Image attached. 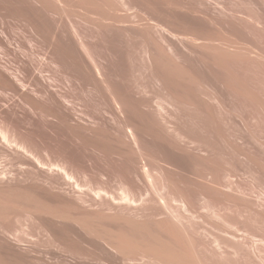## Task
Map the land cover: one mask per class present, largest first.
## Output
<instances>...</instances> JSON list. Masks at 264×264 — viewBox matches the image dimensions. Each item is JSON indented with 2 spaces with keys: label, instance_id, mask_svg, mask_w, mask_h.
Listing matches in <instances>:
<instances>
[{
  "label": "rangeland",
  "instance_id": "1",
  "mask_svg": "<svg viewBox=\"0 0 264 264\" xmlns=\"http://www.w3.org/2000/svg\"><path fill=\"white\" fill-rule=\"evenodd\" d=\"M6 1L7 0H0V4H2L0 5V12L4 13V14L0 13V16L3 15V18L0 17V29H2L0 30V38H1L0 39V74H1V78L2 76H4L3 80L0 79V176L4 175L2 173L3 171L4 172L6 171L5 176L0 177V197H1L0 199L2 200L0 201V205L3 206V207L1 206L0 208H4V210L8 209V212L4 213V210L3 212L0 211V224H2V227H3L2 228L0 226L2 228V229L0 228V264H75L76 262L73 260L61 261V260L56 259L57 256L58 258L60 256L70 258L71 256L68 252H66V248L62 249L63 245L59 246V248L56 245L54 246L52 244L53 242H51V238L49 237L50 235L48 233L46 234V233L37 232L38 228H37L36 222L34 221V219H32V217L29 216L26 209L29 208L28 206L29 203L35 202L36 199L34 197V194L37 193L39 188L48 191L50 193L51 199L56 200V201L65 200V202H69L73 199H76L75 194L77 193V191L75 193L72 192L71 189L66 184H64L65 182L64 178H61L60 183H55V182L50 183L48 181H45L43 177L39 174V172L46 173L47 168H42V167L40 168L38 166H37L38 168L35 167L34 166L35 162H34L33 157L23 154L20 149H17L16 146H14L16 141H19L21 143H23V141H26L33 145H37L39 151L33 148L32 149L36 152H40L39 155L37 153V156H40V158L45 160L46 162L54 160L57 154L59 157L60 153H61L60 154L61 156L65 155L67 158L65 156L63 157H65L67 160L69 159L71 163L73 162L72 163L74 164L73 167L77 168V169L75 168L73 171L75 172L74 174L75 181L81 184V186L83 187L82 188L83 192L87 195L89 199L87 203H83L82 201H80L79 203H81V206L87 209V211H90L89 212L90 215L96 214L98 218L99 217L101 218L102 216V214H100L101 212H99L100 210H102V213H104L103 215L105 216L107 215L106 214L107 210H109L107 211L108 215L117 210L110 211L111 209L107 208L109 206L105 205L106 203H104L106 198L104 199V202H103V198L101 200H99L100 198L95 199L97 200L96 202L100 201L102 204L104 203L103 207H101L102 204L100 202L99 203L94 202L93 201L95 198V194L93 193L94 191L88 188L89 187L95 188L100 185L104 188L107 187V189L109 187L110 191L112 189V191L114 192V196L120 193V190L118 189H119V186L121 185L120 184L121 180H119L120 178L118 179L116 178L119 177L118 176L119 174L122 175L123 172L125 173V171L128 169L127 164H126L127 163L126 159L134 155L133 154L130 155V153H128L130 151V148L128 147V145L126 146L129 149L126 146H124V144H127L126 140L124 141L125 143L123 142V140H121V139H126L124 136L125 129L122 128L123 126L121 123L122 121L119 122L120 120L118 119L119 117L116 118V116L118 115V114L116 115L117 111L116 113L113 112L115 111L114 107L110 108V106L112 105L109 106L108 100L99 91H98L99 92V95H98V92L96 91L95 88L92 87L93 91L91 88V89H87L88 92H86L87 90H85V92L84 91L80 92L79 89L73 88L74 86L72 83L64 81L65 82L64 84L63 81L62 82L60 81V84H62L60 85L59 83L53 81L55 82L53 83V86H55V89H58V87H60V89H58L59 92L63 91L62 94H64L65 100L67 101V102L65 101L66 106L68 107L67 103H69V107L71 106L70 108L72 107L75 108V109L72 108L73 111L69 110V108L66 111V106H65V109L64 108L61 109L57 106H54L55 92L54 91H53L54 93L52 92L53 88L52 90L50 89L52 93L50 94L53 95V96L49 95L50 98L48 95L44 96L42 93L38 94L37 90L34 89L36 88V86L32 84L31 78H29L28 73L30 72H26V71H31L35 67L40 69L41 67V69L43 70V74L44 72H45V75L50 73L49 76H52L54 75L55 68L52 65H50V63L48 62L49 59H47V61L45 62L49 49L48 47L46 48V46L42 45L41 43L39 45L40 41L38 40L40 39L38 38L36 39L38 35L31 32L33 30H31L32 25L30 23L35 22L36 16L38 15H39V18L37 17L36 23L38 21L40 22L42 15L40 16L41 13L40 12L37 13V12L40 10L43 12L42 14H44L47 11L46 7L49 8L48 6H50L53 8L54 5L52 3L57 2L58 4L59 0L58 1L53 0L54 2L50 0H15V1L8 0L7 2ZM60 1L62 3H60ZM60 1H59L60 5L58 4L59 6L55 5L59 7L57 8L58 10H60L61 4L64 7L68 6L66 2H65L66 5L63 4L64 3L63 0H60ZM67 2L73 3L74 0L72 1L69 0ZM75 2L78 4H75L77 6L72 7V9L71 7L70 8L65 7V9H63L64 7H62L61 11L58 12L57 9L54 8V10L53 9L51 10L53 12H51L50 11L51 8H49L48 13L51 12L49 13L51 15L47 13L46 15L47 16L49 15L48 16L49 18L45 15L46 18L49 19L48 21L55 19L51 21V25H54L55 27H57V25L59 24L58 21H56V17L59 20L61 18L62 21L61 20L60 21L62 23L64 22L63 24H61V22L59 21L62 26L66 24L67 27L70 28V24H74V26L73 27L71 26L70 29H67L66 25L63 26L64 29L66 28L65 30H67V33L66 32L64 33L65 30L61 29L63 32L61 34L62 37L65 38V36L68 34L67 37L64 39L68 41V43L69 41L74 42V40L78 38V36L75 35L76 30H81L80 32L83 31L82 32L83 34L85 33L84 31H87L88 34L91 32L89 34L90 36L89 35L88 36L90 37V40L94 42L97 39L98 40L96 42L98 43L107 42L109 44L108 48H110V50L112 49L111 52L109 51L110 54L111 53L112 54L109 55V52L107 54L110 56V57H107L109 58V62L113 61V64H116L115 60L118 61L120 59L121 61H124L125 69H123L124 71L121 70L119 72L122 73V76L125 77L126 81L127 79L129 80L127 81V83L130 82L129 83L131 85L129 86L130 87V99L132 101H138L140 98H148V97L152 99L151 100L152 102L148 103V105H135L134 109L131 107V105L130 106L126 105L127 107H122V108L127 109L129 107L130 111H128V109L127 110L122 109L123 113H121L123 118H126V116H128L126 119L130 118L134 121L138 120L137 124L139 126L138 128L140 129H137L139 130V132L137 131V133L142 132L143 135H141L142 133L140 135L145 139L141 137L142 139L140 140V135L138 134L139 137H138L137 146L139 147V150L141 149L140 151H142L143 154L144 153L146 154V155L145 154L143 155L144 160L147 161L149 159L148 158L149 156L147 155L150 154V152L151 153L153 152L151 151L152 149L154 150L153 147L156 148L154 151H157L155 153H152V156L150 157L153 162H154L153 158L155 159V163H152V161L150 162L148 161L147 166L149 168L150 167L154 168L152 167V165L155 166V168L157 166V168H159V171L157 168H156L157 170L150 169V171L156 170V172L151 171L152 172L151 175L154 176V179L152 178V176H150L147 182L148 185H145L146 183L144 181L141 183L142 188L139 187V190H138L140 191L142 189L140 191V194L143 195L146 192L147 194H150L149 193L150 189L151 191H154V192L155 191L157 192L160 189L159 191L161 192V194H163L161 195L159 194V192L157 193L152 192L153 196H151L152 194L150 196L149 195L142 196L141 201H143L142 202L143 207L141 204L140 209L138 210L139 214L145 215L146 213L144 211L148 210L146 216H143V215L141 216L142 218L144 217V219L142 220L145 222L146 221L145 217H148L147 218L148 220L145 222L146 224L148 223L147 224L148 226L150 225L152 220L155 222L154 223L152 221L153 222L152 225L154 227H151L150 225L149 229L151 230V228H154L153 230H151L154 233H155L154 230L156 229L157 235L161 234V232L162 234H164L163 231H165V228H166L165 232L170 233L171 231L172 236L174 233L179 234L177 235L178 237L177 240H180V239L182 240L181 238L182 236L184 238L182 241L180 240L182 243L177 241L176 239H174L172 242L174 241L179 242L177 244L179 245L182 244L181 246H183L185 241L187 243V240L189 239V236H187L186 234L190 235V240L193 243V244L191 243L193 245V249H190L192 248L191 244L189 243L190 241H188L190 247L188 245L186 247L189 248L190 251L192 250L193 252L195 251L197 253V256H196L194 252L195 256L198 257L199 255L201 257V260L203 262L205 261L206 264L207 263L210 264L211 262H212L211 264L215 263L217 259H214V258L219 257L218 254H216L218 255V257L213 254V256H216L213 258L211 251H210L211 246L213 245L211 248L213 249V247L216 245L213 234L215 233L214 236L217 237V231H218L217 226L218 225H219L218 227L220 228L223 224H226V223L230 224L229 220L230 221L232 220L231 224L232 223L234 224L236 220L240 219L239 227H240V224H242L244 227L242 225L241 227L244 228L245 230L249 226V228L247 229L248 234L255 235V236L260 234L258 236L260 237L262 235L264 236V30H262L264 29V27L263 25L258 24L259 26H257L255 24V19H257L255 16H259V17L262 16L261 18L264 17V14H263L264 11H262L264 10L263 9L264 0H153V1L148 0L146 2L147 4L143 5V8H141L142 5L140 6V9L139 7L133 8L131 5H128V4L124 5V3L121 2V0H93L92 3H89L88 0H76ZM156 2H158L159 4ZM42 3L44 4L45 7L43 6ZM4 4L6 5V7L8 6L10 7V9L8 7L10 11L7 10ZM73 4H70L69 6H74ZM41 6H43V8ZM155 6L156 8L154 9L153 7ZM34 8L37 9V11H35ZM44 8L46 11L44 10ZM1 10H4V11H1ZM11 10H13V12H11ZM33 10L37 13V15L36 13H34ZM20 11L22 12V14L26 13L24 16H26L27 14L30 15L29 13L31 12L32 16L27 15L26 17H29V18L25 17L26 21H28V19L31 20V22L29 20L30 22L29 25L27 24L28 22H20L21 20L20 17L22 16ZM27 11H29V13H27ZM54 11L60 14L58 15ZM62 11H63V14L61 15ZM5 12L9 14V16L5 14ZM11 13H14L15 15L18 14V16L14 18L15 15ZM52 13H55V14H52ZM52 15L54 16L53 18H52ZM4 16L6 18L9 17L7 18V20L10 19L9 20L10 24L7 23L8 21L6 20ZM24 16L22 18H24ZM18 17L20 19H18ZM30 17L31 18L35 17V20L34 18L31 19ZM21 21H25V20L22 19ZM152 21L158 22L160 25H162V27H164V29L150 26L149 23ZM16 22L17 24L15 25ZM52 22L54 24H52ZM25 24H27L26 25L27 27L25 26ZM39 24H40L39 26H42V22H40ZM29 26L31 28H29ZM99 26L100 28L102 26V28L100 29ZM63 27H59V28H63ZM74 27L76 30L74 29ZM72 29H74V33H73L74 35L72 33L70 34L71 31L73 32ZM1 31H3V33ZM30 33H32V35ZM33 34L36 36V37L34 36L35 39H33L32 37ZM175 34L176 36H174ZM3 35L7 36L8 41ZM69 35H71L72 37ZM1 36H3V40ZM8 37L11 40H9ZM105 37L107 41L105 40ZM101 38L103 40H101ZM189 38H191V40ZM192 38L198 39L199 41L197 42L196 40H194L195 42H197L195 44V42L192 41ZM76 41H78V39ZM76 41L74 43H78ZM170 41L172 42V46L176 45L178 49H175L176 46H173L174 48L172 49L173 50L172 51L170 49L171 48ZM149 44H152V45L155 44L156 46L158 45L159 47L158 50L162 54L161 55L162 58L168 61L170 65L176 68L177 79H178L177 83L178 85L180 84L179 87L181 89L188 91L191 95L195 96L194 99L197 98L196 101L195 100L193 101V104L190 103L189 106L187 104V108L182 107V104H181V107L179 108H181L182 110L179 109L178 111L172 112L170 116H168L169 113L167 109L171 110V108L168 107L166 110L161 109L160 105L158 104V101L160 100V98L165 96L164 91L160 87V84H158L157 81L155 82V79L151 77V74L146 68L147 60L143 56L142 48L145 46H148ZM40 46L42 48L44 46L45 47L44 49H42ZM113 47L115 49H113ZM47 49H48V52L47 51L44 52ZM72 52H76V51H72ZM75 54L78 55V53L72 54L75 56L74 59H76ZM113 55L115 56V58ZM41 61L42 63L40 64ZM42 65L44 66L42 67ZM25 68L27 69L24 70ZM17 69H20L18 70L19 74H17L18 73V71H16ZM24 72L26 73L23 74ZM10 73L13 74V77L15 73L16 77L13 78L12 74ZM21 74L23 75L21 76ZM8 76L13 79L26 78L24 79L25 86L23 87L22 85V89H21L19 88L20 84L16 83V85L17 84L19 85L17 86L19 90L18 89L15 90L17 87L14 88L8 82L5 83V81L11 79V78L9 79ZM5 78H7V80ZM26 80H30V81L28 82ZM220 87H221V90L219 91ZM214 88H217L216 89L217 91ZM35 91H36V94H35ZM220 92L223 94L226 93V95H224L225 99H222L224 98V96H222L223 94H221ZM217 93L221 95L219 96ZM100 96H103V97H100ZM66 97L69 99V101L68 99H66ZM35 98L38 99L37 104L34 102L36 101ZM218 98H220V100ZM215 99L218 100L220 103H218ZM221 101L227 105L225 106L223 103H221ZM195 102L199 104V107L200 105H202L204 109L201 107L200 108L197 107L198 105L197 103H196L197 105L195 106ZM32 105H34L33 106L34 108L32 107ZM183 106H186V104ZM193 106L196 109H194ZM56 107L58 109H61L60 110L61 112L58 109H55ZM188 107L190 108L188 109ZM49 108H51L50 110L51 112L48 111ZM201 109H203V111ZM205 109H207L206 112L208 111L207 112L208 114L205 113L204 111ZM141 110L144 112V116L143 117L141 116L140 117L141 119L140 118L138 119V111H141ZM197 110H201V111L197 112ZM181 111L182 112L185 111L186 113L183 114ZM47 112L51 114H48ZM143 112H142V115H143ZM192 112L195 113L196 116H193L194 114ZM112 113L115 115H113ZM132 113L134 115H132ZM178 113H182V115L185 117H186V114L188 113L190 115L189 120H191L192 117H196V118H192V121L194 120L193 121L194 123L200 116L199 120H197V123L198 122L204 123L206 124V126L210 125V128L208 127V130L211 132L210 134L213 133V135L212 137L209 135L208 142L210 145L212 144L213 146L211 145V147L209 148V151H208L209 154L207 153V156L210 157L211 153L213 155V151H214L213 147L215 146L217 142H220V140L224 141V142H220V147H221L220 149L223 150L222 151L223 154L220 155V158L223 157L221 161L222 160L224 161L222 163L225 164L224 169L226 171L224 170L225 173L216 172V174L219 173L217 175H221L222 176L221 178L223 179L217 178L219 176H215L213 178V176L216 175L215 174L216 170L213 167H211L212 165H210V162L212 161V157H213L212 155L210 157L211 159L208 157V159H210L211 161L206 159L207 156L206 157L203 156L202 163H205L204 165H200L202 163L200 164L198 163V162H201L199 159H201L202 157H199L200 155L196 156L197 155L196 153H195L196 155L192 154V156L193 155L195 156L194 157L195 162H193L191 158H189L192 156H189L188 158L185 156L187 160L186 162H188L186 164H185V160L183 161L185 153H183V158L179 156L181 152H179V149L177 148L175 149V146L171 142L173 141L174 138H176L175 131H172L173 130V128L171 127L172 123H170L171 125L170 124L166 125V119H171L170 121L172 122H178L182 124L188 121L187 119L185 120V118H184V121L181 120L183 119V116ZM130 115L132 116L130 117ZM192 121L191 123L190 122L188 123L191 125L194 124L192 123ZM164 123L165 125H163ZM216 124L217 126H214ZM220 126H222V128ZM169 127L171 129H169ZM216 128L218 129L217 132H216ZM234 129H238V131ZM219 131L222 132L223 135L220 136ZM233 131L234 133L238 132L237 136L238 138H240L239 140L241 142L238 140L237 137H236L237 140L234 139L235 136H234V133H232ZM239 134L242 137V139L241 137H239ZM173 135L175 137L172 138ZM168 136H170L172 140ZM219 137H220V140L217 141V138L219 139ZM221 137H223L224 140ZM232 137H233V140L231 139ZM166 139L167 141H169V143L171 142L170 144H172V146L174 147H171L170 145V148H169V146L166 144L167 143ZM228 139L229 140L231 139L232 141L230 140V143H229ZM215 140H216V143H215ZM143 141L144 143H146L145 145L147 146L144 145ZM233 141H237V142H233ZM231 142L234 143V147L236 143L238 145L242 144V146H237L238 148L240 147L239 148L240 150H242L240 152V150L238 149L237 156L241 154L240 155L241 157L239 156L238 158H236L237 156H235L236 162L233 161L234 163L232 162V160L234 158L233 155L235 152L233 153V150L231 151V149H234V147L232 148L233 143ZM139 143H142V144H139ZM38 144L39 146H42V145L45 146V148L47 146V149H45V152L44 151L41 152ZM229 144L231 145V148ZM143 146L146 147V149ZM167 147L169 148L168 153L166 150ZM158 149H160L161 152L162 150L163 151L166 150V152H164L163 154L158 153ZM173 150L175 153H177L176 156L177 157L179 156V160L176 157L177 158L176 162L173 160V159H176L174 156L175 154ZM119 151L120 152L122 151V153H120ZM124 151H125L126 156L129 155L128 158L123 155ZM171 151L173 154L171 153ZM178 152H179V155H178ZM131 153L133 152L131 151ZM41 154L43 155V157H41L42 156ZM155 154L157 157H159L158 158L159 160L161 159L165 160V163L162 160H161L162 164L160 163L161 161L159 160L157 161V158H155L156 156L153 157ZM168 154L170 155V157L171 156H174V157L167 158V156H169ZM246 154H248L249 157H252L250 158V161H252L253 158L255 159V162L252 161L250 163L251 168H249L250 161L249 159H247L248 157H246L247 156ZM161 155H162V158H161ZM163 155H165L166 157L164 156L165 157L164 158ZM169 158L171 159V161H169L170 160ZM180 158L182 159L180 160ZM194 158L192 157V159ZM124 160H126L125 161L126 163L123 162ZM166 160L167 162L169 161L168 164L172 163L171 165L169 164L168 166V167L171 166L172 168L167 171L166 169H168V167L164 168L165 165L166 166L168 165L166 164ZM189 160L190 162L192 161L193 163L192 162L189 163ZM156 161L157 163L160 164V167L158 164H156ZM177 161L181 163L182 167L181 165H178L180 163H178ZM182 161L184 162L183 164H182ZM196 161L198 162L196 163ZM123 163L124 165H126L125 166L126 169L125 167L123 168L121 166L115 167L116 165H122ZM149 163H152V164L149 165ZM237 163L240 164V167ZM252 163H254V166ZM174 164L176 166H172ZM161 165L162 166L164 165V166L161 167ZM183 165L184 167L188 166V168L186 167L188 169L186 170V172L188 171V173H186V175L188 174L187 176H190L189 173L192 174L190 177L195 176V177L189 178L191 179L189 181H187L188 177L185 175V168L183 167ZM177 166H179L182 169L184 168V171L182 172V169L178 170L176 168H173ZM232 166L234 167L237 166V168L233 169ZM230 167L233 170L230 169ZM238 167L241 168L240 170H237V172H239L238 174H236L237 172L235 173L232 172L234 170L236 171V169H239ZM253 167L257 168L259 171L257 169H252ZM160 168H162L161 171H160ZM163 168L165 169L164 171H166L165 174L169 172L168 173L169 175L171 174L170 170L172 169L176 170L175 172H178V171L182 172L181 174L183 175L179 174L178 176L177 174V176L179 177L178 179L181 180L183 184H181V182H179L177 177H175V172L173 170L172 171L174 174L173 176L172 175L170 176L172 177V179L170 178V180H168L169 178H166L164 173L163 174L161 173V172H164ZM212 169H214L215 171H212ZM227 169H230V170H227ZM248 169L249 170L252 169V171L255 170L256 172L254 171L253 174L254 173L255 174L257 173V174L256 175L252 174V176L249 175L252 173V171L248 172ZM117 170L118 171L120 170L122 172H116ZM190 170H192L191 172H194V173L189 172ZM229 171L230 173H233V174H230L233 176L229 175ZM154 172H155V175H153ZM196 172L197 173L200 172L201 174L200 173H199L200 175L196 174ZM206 172L207 173L209 172L211 176L213 175L212 177L209 176L210 179L217 178L221 181L220 182L216 179L218 182H220V184L218 185H221V183L222 184L224 183L223 185L225 186L226 184V186L223 188L222 186L215 185L217 184V182L216 183L214 182L215 184L213 185V181H216V180H211L212 182H210L209 181L210 179L208 177H205V179L207 178L206 181L211 183V184L208 183V186L209 184L211 186L209 187L210 189L207 187L209 189L208 191L206 190L207 188L204 190L203 188H205V186L207 185L206 184L204 185L202 183V185L200 186L201 182H198V180L202 178L201 181L203 182ZM106 173H111V174L106 175ZM116 173H119V174L117 175ZM127 173H128V170H127ZM211 173H214V174H211ZM202 174H204L203 177H202ZM108 175L110 176L108 177ZM111 175L112 176L117 175L116 177H114L115 180H112ZM169 175H167V177ZM197 175L201 176L200 179H198L199 176ZM180 176L181 177L183 176L182 177L183 179H180ZM234 176L236 177V180L238 181L237 184L235 182V185H234V182L233 184H230L233 180H235V179H232V177L234 178ZM185 177L187 178L186 180L184 179ZM165 178H166V181L168 180L167 182H165ZM173 178L175 180H178V183L177 182H176L177 184L175 183L176 186L180 184L181 188L185 187V189L179 188L180 189L179 190L180 192H179L177 188L180 185L178 187H176L175 185L171 187V184L173 183V180H174ZM116 180H119L120 183L118 184V181ZM183 180L186 181V183H184ZM192 180H193V183L188 184ZM154 181L156 183L158 182L159 185L157 183V185L154 186L155 185ZM196 182H198L199 184ZM103 183L105 185H103ZM143 183L145 187L150 186V189L149 187H147V189L149 190H146L145 187L144 189ZM149 183L152 184L155 187V189H153V186L149 185ZM165 184H167V187ZM229 184L231 185V187ZM214 186L215 187L218 186L219 188L221 187L223 189H225L226 187H228L229 189L232 188V190L235 189L234 190L235 192L230 191L226 188L228 191L226 190L224 192H227L228 196L226 193L222 195L220 192H222L223 190L221 191L220 189L216 188L218 190L217 192L215 189L213 190V188H215ZM169 187H171L172 189H174L173 187H176L174 189L175 191L169 189ZM211 187H213L212 188L213 192L217 193L216 197H215V194L211 193L212 192L210 191ZM123 188L122 186L120 187V189H123ZM157 188L159 189L157 190ZM143 189H144V193H143ZM181 190L183 194L184 192H186L185 194H188L186 195L188 196V199L189 197L191 198L192 201L197 199L196 201H193L195 206L192 205L193 207L192 206H191L192 208L190 207V204L191 203L193 204L191 200H190L191 203L189 204V202L187 203L183 201L182 199H178V196L180 195L179 193H181ZM170 191L171 192L174 191V193L173 192L172 193L173 195L175 194L174 195L175 199L171 195L172 193ZM175 192H179V193H175ZM121 194H118L119 196L117 195L118 198L116 199H118V202L117 200H116V203H115V200L114 202L111 201L113 202V204L111 203L110 205L114 207V209L115 207L116 209H120L121 206H122L121 207L122 209L129 205V204L126 205V203L123 202L124 201L123 199H122V202H120L123 196L122 195L119 200V197ZM202 194L204 195V197L206 196V194H208L207 196L208 197L210 196L209 198L212 200H209L207 196H206L207 199L204 198ZM159 196L160 197L162 196L161 197L162 200L160 198L158 199ZM176 196H177V199H176ZM194 196L195 197L197 196V197L195 198ZM211 196L221 201L214 200L213 198H211ZM193 197L194 199H192ZM217 197H221V198H217ZM143 198L145 199L143 200ZM152 198L153 199L155 198V201ZM163 198L172 200V202L167 200L168 202H170L168 204V202L165 201ZM146 199L149 201H154V202L148 201L149 202L148 203L149 207H148L147 206L148 204L146 203L147 202ZM236 199H239V200L236 201ZM253 199H255L256 201L255 203L257 204L256 206H257L258 211L254 208V210L257 211V215H254L256 214V211L253 212L254 214L249 213L253 211V207H252V210L248 212V208L251 209L252 203L250 205L248 204L251 201L253 202L254 201ZM3 200L5 201L3 202ZM178 200H180V202ZM144 201H146L145 204H144ZM183 202H185L187 205L185 203L184 205ZM222 202L224 203V206L226 208L222 205ZM123 204L126 206H124ZM171 204L174 207H171L172 206ZM129 206L131 207V209L135 207V205H133L134 207L132 205H129ZM145 206H147L146 209H143L145 208ZM150 206L151 208L153 206L158 208L157 209L158 213H156V208L154 207H153V210L152 209L150 210ZM165 206L167 207V209L171 208L168 210L166 209L167 211L170 210L169 213H172L173 210L176 213L180 212L179 215L174 212L172 213V215L170 214L173 220L175 219L177 220L176 223L175 221L172 220L170 216L169 217L171 219L169 217H167L168 219L165 217L169 214L165 210ZM188 206L190 207V210L191 209L194 211L196 210L195 213L193 211H189ZM141 207L143 211L141 210ZM149 210L155 211V213L160 216L156 217L155 213L154 212L151 213ZM159 210H161L160 212H162L163 215L162 213L159 214ZM235 210H237L236 213H235ZM136 211L137 209L135 208L133 213L136 214L135 213ZM126 212L128 213L127 210L125 211V213ZM148 213H151V214H148ZM180 214L182 215L181 216L182 218H179ZM151 215L152 217H150ZM93 216L94 217L92 216L91 217L93 218V220L96 221L97 220L95 219L96 216L95 215ZM103 217L104 216H102V218ZM183 217H185V219ZM254 217H256L255 219H258V221L254 220L253 219ZM161 219L163 220L160 221ZM165 219H167L169 222L167 220L165 221ZM171 220L176 224V225L174 224L175 229L178 228L180 233L178 232V230H175L174 228H170V226L173 225V222ZM234 220L235 222H233ZM248 221H250L251 224ZM57 222H59V220H57ZM161 222L163 223L161 224ZM166 222L168 223L172 222V224L170 223L169 225V228L172 230H169V232H167L168 228L165 227V226H168ZM229 224H228L229 227L226 225H224V227L226 226L225 228L229 229L231 227ZM71 225L70 227L73 230L74 228L75 230L76 229L77 230L75 232H72L73 230L69 226H68L69 228L66 227L67 232L64 230L63 236L67 237V240H69L70 238L73 239V235H75L76 232L78 231L76 235H78L79 233H82L80 234V238L85 240L84 243H86V245L88 244L90 246H94L95 248L97 246L96 249H99L98 247L100 246V243H97L98 241L92 238V236L89 235V232L87 233L86 231L83 233L84 229H82L83 230L82 231L81 227H77L79 225L75 223L74 224L72 223ZM156 225L158 227H156ZM35 226H36V229H35ZM73 226H76L77 228ZM159 227L160 228L162 227V228L160 229ZM213 227H216L215 230L213 229ZM235 227L236 226L234 225L232 230H236L237 228ZM222 228L220 230H222ZM69 229L71 230L70 233H69L70 231ZM158 229L159 231L160 230L161 231L159 232ZM185 229L187 231H185ZM228 229L226 230L228 231ZM242 230H240L241 233L244 231ZM253 230H255L257 234ZM172 231H174V233ZM247 231H244L242 235L241 233L236 232L241 236L240 240L243 237L242 239L243 242L242 241L239 242V245L243 244L244 247L243 246L240 247L238 245V242H237L238 240L237 241L233 240L236 243L233 244V242H230L231 245L228 244L229 242L227 243L228 245H230L229 247L230 249L227 253H232L231 252L232 247H233L232 244L233 245L236 244V246H234L235 250H237L236 248L239 246L240 249L238 248V250H241L242 252L244 251L242 249H245V246H246L245 245L246 240L244 237H245V234L247 235L246 233ZM153 232L148 231V234L153 233ZM252 232L254 233L252 234ZM72 233L74 234L72 235ZM85 233L88 234V235L86 234V237H89L88 238L89 241L94 239L91 242L94 241L95 243H91L87 241L88 239H86ZM166 233L164 235H166ZM148 234L146 232V235L144 236L139 235V238L141 237L142 239L147 240L149 238H145V237H147ZM182 234L183 235L185 234V237L186 236L187 237L185 238ZM218 234H219L218 237L220 236V234L222 237V235H224V232L222 231V233H219L218 231ZM226 236H227L228 241H231V238L228 235ZM228 237L230 238V240ZM222 238L219 237L218 239L223 240ZM170 239L172 240L171 237ZM212 240H214L215 243H213ZM226 242H225V245H226ZM223 245L224 243L222 244V246ZM228 245H226L225 247H227ZM260 246L264 247V244L263 246L262 244H260ZM54 247H57V248L55 249ZM88 248H89L88 251H91V250L96 251L95 248L94 249H92L91 247H88ZM214 248L216 249L217 247H214ZM215 249L212 250L213 253L216 252ZM224 249L226 251L228 250L226 248ZM235 250L233 248L232 251L234 252ZM94 251H92L93 255L92 254L90 255L94 258L99 257L101 253L99 254L98 252L100 250H97V252H94ZM95 253H98V255H95ZM234 255H235V258H237L238 254L235 253ZM238 256H239V259L236 260L234 258L235 261L232 260L233 259L232 255L229 256L230 259L227 258V256H224V257L221 256L220 258L222 259L223 264H225V262L226 264H236V263L243 264L244 258H242V256L240 255ZM223 258L225 259L223 260ZM208 259L211 262L208 261ZM211 259H214L215 262L212 261ZM226 259L228 260V262ZM130 260H123L124 263L123 261H117V263L118 264H122V263L123 264H133L131 263L133 261L134 264H146V263L148 264V262L143 261L141 259H140L141 262L143 261L142 263L139 262V259H137L138 260L137 262L134 259L131 262ZM222 262L220 260V262H217V264L219 263L221 264ZM117 263H114V264H117ZM246 263L248 264V262H246L245 260V264Z\"/></svg>",
  "mask_w": 264,
  "mask_h": 264
},
{
  "label": "bare ground",
  "instance_id": "2",
  "mask_svg": "<svg viewBox=\"0 0 264 264\" xmlns=\"http://www.w3.org/2000/svg\"><path fill=\"white\" fill-rule=\"evenodd\" d=\"M8 1V0H7ZM6 1V2H7ZM15 1V0H14ZM50 1H53V0H50ZM55 1H58V0H55ZM60 1V0H59ZM59 1H58V4H59ZM64 1V5H68L67 7H71V9H72V7H75V6H77V5H75V4H78V3H76L75 1L76 0H74V4L73 3H68L67 1H69V0H63ZM72 1V0H71ZM89 1V3H92V1L93 0H88ZM148 0H121V2H123L124 3V5H131L133 8H138L139 7V9H140V6L142 5V7L141 8H143V5L144 4H147L146 2H147ZM153 1V0H152ZM17 2V1H16ZM15 2V3H16ZM54 2V1H53ZM65 2H66V4H65ZM9 3V2H8ZM55 3V2H54ZM54 3H52L54 6L55 5H58L57 4V2L54 4ZM60 3H62L61 1H60ZM155 3V2H154ZM156 3H158V2H156ZM28 4V3H27ZM43 4V3H42ZM70 4H73L74 6H69ZM148 4H149V2H148ZM152 4V3H151ZM159 4V3H158ZM0 5H2V4H0ZM5 5V4H4ZM29 5V4H28ZM60 5V4H59ZM58 5V6H59ZM153 5V4H152ZM18 6V5H17ZM43 6H44V4H43ZM43 6H41L42 8H43ZM53 6V8L52 7H50V6H48L49 8H51L50 9V11L53 9L54 10V8L55 9H57V8H59V7H57V6H55L54 7ZM148 6V5H147ZM154 6V5H153ZM158 6V5H157ZM5 7H6V5H5ZM9 7V6H8ZM8 7H6L7 8V10H9L10 9V7H9V9H8ZM16 7V6H15ZM28 7V6H27ZM45 7V6H44ZM62 7H64V6H62V4H61V6H60V10H58L57 9V11L59 12V11H61V9H62ZM66 7V6H65ZM65 7L63 8V9H65ZM66 7V8H67ZM88 7H90V6H88ZM159 7V6H158ZM14 8V7H13ZM20 8V7H19ZM49 8H47L46 7V9H47V11L45 10V8H44V10L46 11L44 14H42L43 12L42 11H38L37 13H41L40 14V16H41V19H42V21H41V19H40V22H42V26H39L40 24V22L38 21L37 23H36V21H37V17L39 18V15L38 16H36V21L35 22H32V23H30L31 22V20L30 19H28V21H26V18H29V17H26V16H24L26 13H25V11H24V13L25 14H22V12L20 11V13H21V15H19V16H21L20 18H21V20L23 19V20H25V21H21L20 20V22H28L27 24L29 25V23L32 25V28L29 26V28H31V30H33V31H31L32 33H34V34H36V35H38V37H36L34 34H33V39H35L34 38V36L36 37V39L38 38V39H40V40H38V41H40L39 42V45H40V43L42 44V45H45L46 46V48L48 47V49H49V52H48V49L47 50H45L44 52H48V55H47V57H46V59H45V62L47 61V59H49L48 60V62L50 63V65H52L54 68H55V71H54V75H52V76H49V74H47V75H45V72H44V74H43V70L41 69V67H40V69L39 68H33L31 71H26V72H30V73H28V75H29V78H31V81H32V84H34L35 86H36V88H34L35 90H37V92H38V94L39 93H42L44 96L45 95H50V96H53V95H51L52 93H51V90H52V88H53V90H52V92L54 91L55 92V95H54V106H57V107H59V108H64L65 109V106H66V103H65V96H64V94H62V92H59V90L58 89H60V87H58V89H55V86H53V83H55V82H57V83H59L60 84V81L62 82H64V81H67V82H69V83H72L73 84V88H76V89H79L80 90V92L81 91H84L85 92V90H87V89H91L92 87L93 88H95L96 89V91L98 92H100L101 94H103L104 95V97L108 100V103H109V106L110 105H112V106H110V108L111 107H114V109H115V111H113V112H115L116 113V111H117V113H116V118L117 117H119L118 119H120L119 120V122H121L122 123V125L124 126H122V128H124L125 130V133H124V136H125V138L126 139H121V140H123V142L126 140V143L127 144H124V143H122V144H124V146H126V145H128V147L130 148V151L128 152V151H126V152H128V153H130V155H134V156H132V157H129V155L128 156H126L125 155V151H124V156H126L128 159H126L127 160V163L125 162L126 160H124L123 162L124 163H126L127 164V170H128V173H127V170L125 171V173L123 172V174L121 175V174H119V173H116L119 177H117L116 179H118V178H120L119 180H121V183H120V181L119 180H116V181H118V184L120 183L121 185L119 186V189L118 190H120V193H118V194H121L120 195V197H119V200H120V198H121V196H122V198H121V200H120V202H122V199L124 200L123 202H125L126 203V205L127 204H129V205H135V207L133 208V209H131V207L128 205V206H126V205H124V206H126V207H124V208H122L121 209V204H120V209H116V207H115V209H114V207H112L110 204L112 203L113 204V202H114V200H115V203H116V200H117V202H118V199H116V198H118V194H116L115 196H117V197H115L114 196V192L112 191V189H111V191L109 190L110 188L108 187V189H107V187H102V186H98V187H95V188H93V187H89L88 189H91L92 191H94L93 193L95 194V198H94V202H96L97 200H95V199H98V198H100L99 200H101L102 198H103V202H104V199L106 198V200H105V202L104 203H106L105 205H107V206H109V207H107L108 209H111L110 211H112V210H117V211H115V212H112V213H110L109 215H108V213H107V211H109V210H107L106 211V209H105V211H106V216L105 215H103L104 213H102V210H100L99 212H101L100 214H102V216H104L103 218H102V216H101V218L99 217H97L96 216V214H93V215H95L96 217H95V219H97L96 221L95 220H93V218L92 217H94L93 215H90L89 214V212L90 211H87V209H85V208H83L82 206H81V203H79L80 201H82L83 203H87L88 201H89V199H88V197H87V195L83 192V190H82V186H81V184L80 183H78L77 181H75V176H74V174H75V172H73L74 171V169L76 168H74L73 167V165L74 164H72L70 161H69V159L67 160L66 158V156L65 155H60L59 154V157H58V154H57V156H56V158L54 159V160H52V161H49V162H46L45 160H43V159H41L40 158V156H37V153H38V155H39V153L40 152H36V151H34L33 149H35V150H38V147H37V145H33V144H31V143H28V142H26V141H23V143H21V142H19V141H16V143H15V145L14 146H16V148L17 149H20L21 151H22V153L23 154H25V155H28V156H30V157H33V159H34V162H35V167H42V168H47V172L46 173H44V172H39V174L43 177V179L45 180V181H48V182H50V183H60V180H61V178H64L65 179V182H64V184H66L70 189H71V191L72 192H76L77 191V193L75 194V196H76V199H73V200H71V201H69V202H65V200L64 201H56V200H53V199H51V197H50V193L48 192V191H46V190H44V189H41V188H39L38 189V191H37V193L36 194H34V197H35V202H33V203H29V208H27L26 209V211L28 212V214H29V216L30 217H32V219H34V221L36 222V225H37V228H38V230H37V232H39V233H48L50 236V238H51V242H53L52 244L55 246H57L58 248H59V246H61V245H63L62 247V249H64V248H66V252H68L69 254H70V258H68V257H64V256H60L59 258H58V256H57V258L56 259H58V260H61V261H70V260H73V261H75L76 263L75 264H114V263H117V261H123V260H130V259H134V260H136V262L138 261L137 259H139V262H141V260H143V261H146V262H148V264H206L205 263V261L203 262L202 260H201V257L198 255V257H196L197 256V253L195 252V254H196V256H195V254H194V252H193V250L192 251H190V249H193V243H192V241L190 240V235H188V234H186L187 236H189V239L187 240V243H186V241H185V243L183 244V246H181L182 244H177V243H179V242H181L184 238L181 236V238H182V240L180 241V240H177V235H179V234H176V233H174V231H172L174 234H173V236H172V234H171V231H170V233H166L165 231H166V228L165 227H167L168 228V230H167V232H169V230H172V229H170V228H174L175 229V226H174V224L176 223V219H175V217H174V219L175 220H173V218L171 217V215H172V213L174 212V210H173V212L172 213H169V211H167L168 209H171V208H168L167 209V207L165 206V210L167 211V213H169L167 216H165L166 218L167 217H171L172 218V220L173 221H175V223L173 222V225H171V226H173V227H171L170 226V228H169V225H170V223L172 224V222H170V223H168L169 221L167 220V219H165V221L167 220L168 222H166L167 224H168V226H165V227H163V228H165V231H163V233L165 234L166 233V235H164V234H162V232H161V234H156V229L154 230L155 231V233L153 232V231H151V230H153L154 228H151V230L149 229L150 227V225H151V227H154L152 224H153V222L151 221V223H150V225L148 226L145 222L148 220L147 218L148 217H145L146 219V221L144 222L142 219H144V217L142 218L141 216L143 215V214H139V209H140V205L142 204V207H143V201H141L142 200V196H144V195H146V196H150L151 194H152V192H154V191H151V189H150V186H146L145 187V185H148V179L150 178V176H152L151 175V173L153 172V171H155L156 172V170L158 169V171H159V168H157V166H156V168H155V166H153L152 165V167H154V168H149L148 166H147V162L149 161H152L151 160V156H152V153H155V152H157V151H154L156 148L155 147H153L154 148V150L152 149L151 151H153L152 153L150 152V154H148L147 156H149L148 158L150 159H148L147 161L146 160H144V154L142 153V151H140L139 150V147L137 146V142H138V134L140 135L141 133H137V131L139 132V130H137V129H140V128H138L139 126H138V124H137V121L138 120H136V121H134V120H132V119H130V118H128V119H126L128 116H126V118H123V116H122V114L121 113H123V111H122V109H124V108H122V107H127L126 105H131V107L134 109V106L135 105H148V103H150V102H152L151 100V98H140L138 101H132L131 99H130V87L129 86H131L129 83H127V81H129L128 79H127V81H126V79H125V77H123L122 76V73L121 72H119V71H121V70H123V69H125L124 67H125V64H124V61H121L120 59L117 61V60H115L116 61V64H113V61L112 60H110V61H112V62H109V58H107V57H110L109 55H111L110 54V52H111V50H110V48H108L109 46V44L107 43V42H103V43H98V42H94V41H92V40H90V33L88 34L87 33V31H84L85 33L83 34L82 32H80L81 30H76L75 29V27H74V29L76 30V34L75 35H77L78 36V41H76V40H74V42L76 41V42H78V43H74V42H71V41H69V43H68V41H66V40H64L66 37H67V35L66 34H64V35H66L65 36V38L64 37H62V30L61 29H64V25H66V24H64L63 26L61 25V24H63L61 21V18H60V20L59 19H57V17H56V21H58V23L60 24V22H61V24H60V26H59V24L57 25V27H55L54 25H51V21L52 20H55V19H52L51 21H48L49 19H47L46 18V14L48 13V10H49ZM87 8V7H86ZM144 8H145V6H144ZM147 8H149V7H147ZM151 8V7H150ZM154 9L156 8V6L155 7H153ZM263 8V7H262ZM262 8H260V9H262ZM3 9V8H2ZM12 9V8H11ZM29 9V8H28ZM35 9V8H34ZM90 9V8H89ZM264 9V8H263ZM16 10V9H15ZM22 10V9H21ZM42 10V9H41ZM43 10V11H44ZM68 10V9H67ZM88 10V9H87ZM142 10V9H141ZM152 10V9H151ZM1 11H4V10H1ZM10 11V10H9ZM34 11V10H33ZM35 11H37V9H35ZM34 11V13H36ZM64 11V10H63ZM63 11H62V13H61V15L63 14ZM145 11V10H144ZM262 11H264V10H262ZM6 12H8V11H6ZM5 12V14H7ZM11 12H13V10H11ZM17 12H19V11H17ZM51 12H53V11H51ZM51 12H49V13H51ZM54 12H56V11H54ZM58 12H56V14H58ZM67 12V11H66ZM0 13H3V12H0ZM19 13V14H20ZM27 13H29V11H27ZM37 13H36V15H37ZM48 13V14H49ZM4 14V13H3ZM11 14H14V13H11ZM10 14V15H11ZM30 15H31V12L29 13ZM52 14H55V13H52ZM60 14V13H59ZM58 14V15H59ZM264 14V13H263ZM8 16H9V14H7ZM6 15V16H7ZM15 15V14H14ZM30 15H28V16H30ZM34 15V14H33ZM46 15V16H45ZM49 15H51V14H49ZM48 15V16H49ZM60 15V16H61ZM16 16H18V14L17 15H15V17L14 18H16ZM24 16V18H22ZM32 16V15H31ZM47 16V17H48ZM0 17H2L3 18V15L2 16H0ZM5 17V16H4ZM12 17V16H11ZM10 17V18H11ZM26 17V18H25ZM54 16L52 15V18H53ZM62 17V16H61ZM257 19H255V24L257 25V26H259V25H263V27H264V17L263 18H261L262 16H255ZM6 18V17H5ZM4 18V19H5ZM7 18H9V17H7ZM7 18H6V20H7ZM13 18V19H14ZM19 17H18V19H20ZM31 18V17H30ZM34 18V20H35V17H32L31 19H33ZM49 18V17H48ZM50 18H51V16H50ZM12 19V18H11ZM10 20V19H9ZM9 20H7L8 22L7 23H9ZM29 20H30V22H29ZM55 21V22H56ZM60 21V22H59ZM6 22V21H5ZM13 22H14V20H13ZM19 22V21H18ZM50 22V23H49ZM4 23V22H3ZM6 24V23H5ZM10 24V23H9ZM13 24V23H12ZM17 24V22L15 23V25ZM19 24V23H18ZM24 24V23H23ZM27 24H25V26L27 25ZM52 24H54L53 22H52ZM57 24V23H56ZM70 24V23H69ZM259 24V25H258ZM7 25V24H6ZM99 25V24H98ZM149 25L150 26H154V27H158V28H162V29H164V27H162V25H160L158 22H156V21H152V22H150L149 23ZM9 26V25H8ZM54 26V27H53ZM71 26L73 27L74 26V24H70V28H71ZM27 27V26H26ZM41 27V28H40ZM59 27H63V28H59ZM79 27V26H78ZM262 27V26H261ZM28 28V29H29ZM66 28L67 29H70V28H68L67 27V25H66ZM65 28V29H66ZM80 28V27H79ZM99 28H100V26H99ZM101 28H102V26H101ZM100 28V29H101ZM27 29V28H26ZM64 29V30H65ZM74 29H72L73 30V32L71 31V30H69V31H71L70 32V34L72 33H74ZM0 30H2V29H0ZM30 30V29H29ZM28 30V31H29ZM85 30V29H84ZM262 30H264V29H262ZM4 31V30H3ZM3 31H1L2 33H3ZM67 33V30H65L64 31V33ZM32 33H30L31 35H32ZM69 33V32H68ZM87 33V34H86ZM94 33V32H93ZM99 33V32H98ZM8 35V34H7ZM74 35V34H73ZM89 35V36H88ZM3 36H5V35H3ZM3 36H1L2 37V40H3ZM69 36H71V35H69ZM68 36V37H69ZM99 36V35H98ZM97 36V37H98ZM174 36H176V34L174 35ZM40 37V38H39ZM63 39H62V38ZM72 37V36H71ZM96 37V36H95ZM101 37V36H100ZM5 38H6V40H7V36H5ZM4 38V39H5ZM9 38V37H8ZM92 38V37H91ZM99 38V37H98ZM185 38V37H184ZM188 38V37H187ZM194 38V37H193ZM192 38V41L193 42H195L194 40H196L197 42L199 41L198 39H193ZM1 39V38H0ZM69 39V38H68ZM67 39V40H68ZM72 39H74V38H72ZM100 39V38H99ZM108 39V38H107ZM190 40H191V38H189ZM9 40H11L10 38H9ZM71 40V39H70ZM94 40V39H93ZM101 40H103L102 38H101ZM105 40H106V37H105ZM8 41V40H7ZM37 41V42H38ZM73 41V40H72ZM107 41V40H106ZM201 41V40H200ZM11 42V41H10ZM9 42V43H10ZM109 42H110V40H109ZM171 42V41H170ZM169 42V43H170ZM197 42H195V44L197 43ZM202 42H204V41H202ZM12 43V42H11ZM112 44V43H111ZM156 44V43H155ZM152 45V44H149L148 46H145V47H143L142 48V53H143V56L145 57V59L147 60V63H146V68H147V70L149 71V73L151 74V77H153L154 79H155V82L157 81L158 82V84H160V87L162 88V90L164 91V94H165V96L164 97H162V98H160V100L158 101V104L160 105V107H161V109H167L168 107L169 108H171V110H168L167 109V111H168V113H169V115L168 116H170L171 115V113L172 112H175V111H178L179 109L180 110H182L181 108H179V107H181V104H182V107H186L187 108V104H188V106L190 105V103L191 104H193V101L195 100L196 101V99H194L195 98V96H193V95H191L188 91H186V90H184V89H181L180 87H179V85H178V83H177V70H176V68L174 67V66H172V65H170L169 64V62L168 61H166L165 59H163L162 58V54L159 52V50H158V45L156 46V45ZM41 45V46H42ZM170 45H171V50L174 48L173 46H176V45H173L172 46V42L170 43ZM40 46V47H41ZM44 46V47H45ZM38 47V46H37ZM44 47L42 48V49H44ZM111 47V46H110ZM45 48V49H46ZM50 48H51V50H50ZM71 49V51H70V49ZM38 49H40V48H38ZM41 49V50H42ZM113 49H115L114 47H113ZM175 49H178V47L176 46V48ZM43 51V50H42ZM72 51H76V52H72ZM110 51V52H109ZM116 51V50H115ZM173 51V50H172ZM108 52H109V55H107L108 54ZM179 52V51H178ZM177 52V53H178ZM73 53H78V55L77 54H75L76 55V59H74L75 58V56L74 55H72ZM114 53V52H113ZM45 54V53H44ZM46 56V55H45ZM45 56H44V58H45ZM71 56H73V57H71ZM114 56V55H113ZM78 57V58H77ZM43 58V57H42ZM114 58H115V56H114ZM117 59V58H116ZM165 60V61H164ZM118 62V63H117ZM42 63V61L40 62V64ZM49 63H48V65H49ZM39 64V65H40ZM44 64V63H43ZM46 65V64H45ZM41 66V65H40ZM44 65H42V67H43ZM34 67V66H33ZM29 68V67H28ZM31 68H32V66H31ZM27 68H25L24 70H26ZM53 69V68H52ZM18 70H20V69H17L16 71H18ZM28 70H30V69H28ZM45 70V69H44ZM9 71V70H8ZM12 71V70H11ZM46 71V70H45ZM124 71V70H123ZM13 72V71H12ZM15 72V71H14ZM21 72H23V71H21ZM26 72H24L23 74H25ZM16 73V72H15ZM14 73V77H16V74ZM48 73V72H47ZM52 73V72H51ZM2 74H4V73H2ZM10 74H12V73H10ZM17 74H19V71H18V73ZM23 74H21V76L23 75ZM53 74V73H52ZM6 75V74H5ZM7 75H9V74H7ZM9 76H11V75H9ZM8 76V77H9ZM127 76V75H126ZM3 77L4 76H2V78H1V74H0V79H2L3 80ZM6 77V76H5ZM7 77V78H8ZM12 77H13V74H12ZM13 77V78H14ZM25 77V76H24ZM24 77H22V78H24ZM128 77V76H127ZM7 78H5L6 80H7ZM11 77H9V79H10ZM13 78H11L10 80H7V81H5V79H4V81H5V83L6 82H8L11 86H13L14 88L15 87H17V86H19L18 84H20V87L19 88H21L22 89V85H23V87L25 86L24 85V79H26V78H24V79H21V78H15V79H13ZM28 78V79H29ZM153 79V80H154ZM26 81H30V80H26ZM53 81H55V82H53ZM59 81V82H58ZM7 83V84H8ZM16 83H18L17 85H16ZM8 84V85H9ZM26 84V83H25ZM64 84H65V82H64ZM71 84V85H72ZM60 85H62V84H60ZM67 85H69V84H67ZM56 86H57V84H56ZM61 87H63V86H61ZM93 88H92V91H93ZM18 89V87L15 89V90H17ZM51 89V90H50ZM94 89V90H95ZM215 90L217 89V88H214ZM19 90V89H18ZM56 90V91H55ZM78 90V91H79ZM221 90V87L219 88V91ZM61 91V90H60ZM217 91V90H216ZM228 91V90H227ZM53 92V93H54ZM86 92H88V90L86 91ZM99 92H98V95H99ZM51 93V94H50ZM214 93H216V92H214ZM221 93V92H220ZM35 94H36V91H35ZM95 94H96V92H95ZM218 94V93H217ZM221 94H223V93H221ZM220 94V95H221ZM228 94V93H227ZM66 95V94H65ZM215 95V94H214ZM219 95V94H218ZM219 95V96H220ZM224 95H226V93L225 94H223L222 96H224ZM41 96V95H40ZM50 96H49V98H50ZM217 96V95H216ZM231 96V95H230ZM68 97V96H67ZM66 97V99H68ZM100 97H103V96H100ZM222 98V97H221ZM228 98V97H227ZM36 99V101H34L36 104H37V98H35ZM48 99V98H47ZM217 99V98H216ZM215 99V100H216ZM219 100H220V98H218ZM222 99H225V96H224V98H222ZM231 99V98H230ZM50 100V99H49ZM51 101V100H50ZM53 101V100H52ZM68 101H69V99H68ZM218 103H220L218 100H216ZM33 102V103H34ZM67 102V101H66ZM106 102V101H105ZM53 103V102H52ZM107 103V104H108ZM197 102H195V106L198 104H196ZM221 103H223L222 101H221ZM225 103H227V102H225ZM56 104V105H55ZM68 104V107L66 106V111H67V109L69 108V110H72V108H74V107H72V108H70L69 107V103H67ZM70 104H71V102H70ZM186 104V106H183V105H185ZM224 104V103H223ZM35 105V104H34ZM34 105H32V107L34 106ZM221 105V104H220ZM219 105V106H220ZM225 106L227 105V104H224ZM36 107H37V105H36ZM55 108V109H58V108ZM194 107V106H193ZM197 107H199V104L197 105ZM200 107L201 108H203L202 107V105H200ZM199 107V108H200ZM221 107H223V106H221ZM34 108V107H33ZM190 107H188V109H189ZM36 109V108H35ZM61 109H58L59 111L61 110ZM64 109H63V111H64ZM75 109V108H74ZM128 109V111H130L129 110V107L127 108ZM126 108L124 109V110H127ZM194 109H196L195 107H194ZM193 109V110H194ZM198 109V108H197ZM204 109V108H203ZM203 109H201L202 111H203ZM51 110V108H49L48 109V111L49 112H51L50 111ZM113 110V109H112ZM201 110H197V112L199 111H201ZM206 110L207 109H205L204 111H205V113H207L206 112ZM47 111V110H46ZM73 111V110H72ZM142 111V110H141ZM141 111H138V119L142 116H144V112H143V115H142V112ZM192 111V110H191ZM49 112H47L48 114H51V113H49ZM61 112V111H60ZM74 112H75V110H74ZM133 112V111H132ZM182 112V111H181ZM196 112V111H195ZM196 112V113H197ZM128 113V112H127ZM127 113H125V114H127ZM177 113V112H176ZM183 114L184 113H186L185 111H183L182 112ZM182 113H178V114H181L182 115ZM193 113V112H192ZM191 113V114H192ZM47 114V115H48ZM71 114V113H70ZM113 114V113H112ZM124 114V115H125ZM134 114H135V112H134ZM133 113H132V115H134ZM194 115L193 116H196V114L195 113H193ZM199 114V113H198ZM197 114V115H198ZM204 114V113H203ZM208 114V113H207ZM113 115H115V114H113ZM132 115H130V117L132 116ZM183 116V115H182ZM189 114L187 113L186 114V117L185 116H183V119H181V120H183L184 121V118H185V120L187 119L188 121H186V122H184L183 124L182 123H178V122H172V121H170L171 119H166V125H168V124H170V123H172V128H173V130L172 131H175V133H176V138H174L173 139V141H171L172 143H173V145L175 146V149L177 148V149H179V152H181L180 153V155H179V152H178V155L180 156V157H182L183 158V153H185L184 154V158H185V156L188 158L189 156H192V154H195L196 156H198V155H200L199 157H202L201 159H199L201 162H198V161H196V163L198 162L199 164L200 163H202L203 161H202V159H203V156H207V153H208V151H209V148L211 147V145L209 144V142H208V139H209V135L212 137V135H213V133L212 134H210L211 132L208 130V127L210 128V125L208 126H206V124H204V123H197V120H199V118H200V116H199V118L195 121V123L192 121V118H196V117H192L191 118V120H189ZM197 116V117H198ZM202 116V115H201ZM206 116V115H205ZM141 119V118H140ZM116 120V119H115ZM174 121V120H173ZM191 121H192V123H194V124H189L188 122H190L191 123ZM207 121V120H206ZM209 121V120H208ZM118 122V121H117ZM201 122V121H200ZM205 122V121H204ZM155 123V122H154ZM196 123H197V125H196ZM214 123H215V121H214ZM120 124V123H119ZM163 125H165V123L163 124ZM171 125V124H170ZM220 125H221V123H220ZM121 126V125H120ZM213 126V125H212ZM211 126V127H212ZM214 126H217V124L216 125H214ZM213 126V127H214ZM167 127V126H166ZM212 127V128H213ZM221 128H222V126H220ZM215 128V127H214ZM169 129H171L170 127H169ZM123 130V129H122ZM212 130V129H211ZM217 128H216V132H217ZM234 130H237L238 131V129H234ZM213 131V130H212ZM220 132V131H219ZM219 132H218V134H219ZM214 133H215V131H214ZM222 132H220V136L221 135H223V133L221 134ZM232 133H234V131L232 132ZM237 133L238 132H235L234 133V139H236L237 140V138H238V136H237ZM217 134V133H216ZM141 135H143V133L141 134ZM140 135V140L143 138L142 136ZM174 135L172 136V138L173 137H175ZM218 136V135H217ZM142 137V138H141ZM170 139H171V137L170 136H168ZM215 137V136H214ZM213 137V138H214ZM237 137V138H236ZM239 137H241L240 136V134H239ZM168 138V139H169ZM216 138V137H215ZM221 138H223V137H221ZM143 139H145V138H143ZM165 139V138H164ZM232 140H233V137L231 138ZM230 139V140H231ZM240 138H238V140H239ZM241 139H242V137H241ZM172 140V139H171ZM220 140V137H219V139L217 138V141H219ZM223 140H224V138H223ZM229 140V139H228ZM228 140H227V142H228ZM230 140H229V143H230ZM231 140V141H232ZM145 141V140H144ZM144 141H143V143H144ZM166 141H167V139H166ZM213 141H214V139H213ZM240 141V140H239ZM238 141V142H239ZM244 141V140H243ZM122 142V141H121ZM170 142V143H171ZM220 142H224V141H222V140H220ZM220 142H217L216 143V140H215V146L213 147V155H212V153H211V155L213 156L212 157V161L210 160L211 158V155H210V157L209 156H207V158L206 159H208V157L210 158V159H208L209 161H211L210 162V165H212L211 167H213L214 169H212V171H215V174H216V172H223V173H225L224 172V168H225V164H223L222 162H224L223 160L221 161V159L223 158H220V155L221 154H223V150L222 149H220L221 147H220ZM233 142H237V141H233ZM233 142H231V143H233ZM241 142V141H240ZM169 143V141H167V145L169 146V148H170V145H171V147H174V146H172V144H170ZM139 144H142V143H139ZM146 143H144V145H145ZM210 145V146H209ZM230 145V144H229ZM38 146H39V144H38ZM43 146V145H42ZM39 146V148H40V150H41V152H45V149H47V146H46V148H45V146ZM140 146V145H139ZM145 146H147V145H145ZM213 146V145H212ZM223 146V145H222ZM237 146H242V144L240 145H238L237 143L235 144V147H234V143H233V146H232V148L234 147V149H231V151L233 150V153L235 152L236 153V155H235V153H234V155H233V160H232V162L234 161V162H236V158H238L241 154H239L238 156H237V154H238V149L240 148H238ZM127 147V146H126ZM127 147V148H128ZM144 147V146H143ZM33 148V149H32ZM128 148V149H129ZM145 149H146V147H144ZM148 148V147H147ZM168 148V147H167ZM166 148V150H167V153H168V150H169V148L167 149ZM230 148H231V145H230ZM242 148V147H241ZM160 149H158V153H164V152H166V150H162V152H161V150L159 151ZM221 150V151H220ZM240 150V149H239ZM39 151V150H38ZM131 151L133 152V153H131ZM175 151H177V150H175ZM242 150H240V152H241ZM36 152V153H35ZM120 152V151H119ZM146 152V151H145ZM170 152V151H169ZM173 152H174V150H173ZM210 152H212V151H210ZM222 152V153H221ZM239 152V153H240ZM120 153H122V151L120 152ZM147 153V152H146ZM166 153V154H167ZM171 153H172V151H171ZM173 154V153H172ZM171 154V155H172ZM174 156H175V158L177 157L176 155H177V153H175L174 152ZM187 154H188V156H187ZM209 154V153H208ZM42 155V154H41ZM122 155V154H121ZM146 155V154H145ZM169 155V154H168ZM182 155V156H181ZM247 156L246 157H248L247 159H249V161H250V158H252V157H249V155L248 154H246ZM252 155V154H251ZM63 156H65V157H63ZM124 156H122V157H124ZM156 156V154L153 156V157H155ZM159 156H160V154H159ZM165 155H163V157H164ZM174 156H171V157H174ZM179 156L177 157L178 158V160H179ZM235 156H237L236 158H235ZM41 157H43V155L41 156ZM58 157V158H57ZM126 157H124V158H126ZM146 157V156H145ZM166 157V156H165ZM164 157V158H165ZM168 157H170V155L169 156H167V158ZM170 157V158H171ZM193 158L195 157L194 155L192 156ZM192 157H189V158H191V160L193 161V162H195V158L194 159H192ZM241 157V156H240ZM254 157V156H253ZM147 158V157H146ZM155 158H157V161L159 160L158 158L159 157H155ZM161 158H162V155H161ZM160 158V159H161ZM166 158V159H167ZM169 158V159H170ZM177 158L176 159H173L175 162H176V160H177ZM182 158H180V160L182 159ZM183 158V161L185 160V164L186 163H188V162H186L187 160H186V158L184 159ZM196 158H198V157H196ZM168 159V160H169ZM235 159V160H234ZM241 159V158H240ZM153 160H154V162L152 161V163H155V159L153 158ZM162 160V159H161ZM161 160H159V161H161ZM146 161V162H145ZM157 161H156V164H158L159 165V167H160V164L159 163H157ZM162 161H164V163H165V160H162ZM162 161L160 162L161 164H162ZM169 161H171V159L169 160ZM168 161V162H169ZM182 161V164L184 163ZM191 161V162H192ZM252 161H254L255 162V159L253 158L252 159ZM252 161H250L249 162V164L252 162ZM168 162H167V160H166V164H168ZM175 162H173V163H175ZM178 162V161H177ZM190 162V160H189V163H191ZM192 162V163H193ZM205 162V161H204ZM233 162V163H234ZM239 162V161H238ZM124 163L122 164V165H116L115 167H117V166H121V167H125L126 165H124ZM152 163H149V165H151ZM178 163H180V162H178ZM240 163V162H239ZM37 164V165H36ZM170 165L172 164V163H169ZM169 164L166 166H164V168H167L168 166H169ZM177 164V163H176ZM184 164V165H185ZM205 163H202V164H200V165H204ZM206 164H207V162H206ZM238 164V163H237ZM236 164V165H237ZM253 164V166H254V163H252ZM124 165V166H123ZM155 165V164H154ZM178 165H181V163L180 164H178ZM184 165H183V167H184ZM233 165H235V164H233ZM239 165V167H240V164H238ZM237 165V166H238ZM162 165H161V167H163ZM172 166H176L175 164L174 165H172ZM207 166H209V165H207ZM237 166H232L233 167V169H235V168H237ZM251 166V164L249 165V168H251L250 167ZM37 167V168H38ZM177 167H179V166H177ZM177 167H173V168H176V169H178V170H180V169H182V168H177ZM181 167H182V165H181ZM187 168H188V166H186ZM186 167H184L185 168V175H186V173H188V171L186 172V170H188ZM238 167V168H239ZM256 167V166H255ZM123 168H121V169H123ZM163 168V171L165 170ZM172 167L170 166V167H168V169H166V171L167 170H169V169H171ZM184 168L182 169V172L184 171ZM208 168V167H207ZM206 168V169H207ZM77 169V168H76ZM99 169H101V168H99ZM117 169V168H116ZM125 169H126V167H125ZM125 169H123V170H125ZM150 169H156V170H151L150 171ZM190 169V168H189ZM209 169V168H208ZM230 169H232L231 167H230ZM230 169H227V170H230ZM232 169V170H233ZM241 168H239V169H236V171L234 170V171H232V172H237V170H240ZM252 169H257V168H252ZM252 169L251 170H249L248 169V172H250V171H252ZM103 170V169H102ZM115 170V169H114ZM162 170V168H160V171ZM173 170V169H172ZM170 170L171 171V174L169 175L168 173L169 172H167L166 174H165V172L166 171H164V172H161L162 174L164 173V175H165V177L166 178H169L168 180H170V178L172 179V177H170L171 175L173 176V171L175 172L176 170ZM211 170V169H210ZM258 170V169H257ZM2 171V170H1ZM101 171V170H100ZM104 171V170H103ZM192 170H190L189 172H191ZM226 171V170H225ZM247 171V170H246ZM255 170H253L252 171V173L251 174H249V175H251L252 176V174H253V172H254ZM259 171V170H258ZM6 172V171H5ZM4 171L2 172L4 175H1L2 177H4L5 176V173ZM106 172V171H105ZM104 172V173H105ZM114 172V171H113ZM113 172H112V174H113ZM116 172H122V171H116ZM155 172L153 173V175H155ZM182 172H175V177H177V179L179 178L178 176H179V174H181ZM256 172V171H255ZM191 173H194V172H191ZM200 173V172H199ZM199 173H197L196 172V174H199ZM209 173V172H208ZM207 172L205 173V176H204V174H202V177L204 176V179H203V182L201 181V179H200V177L201 176H199V175H197V176H199L198 177V179H200V180H198V182H201L200 183V186L202 185V183L205 185H207V186H205V188H203L204 190L208 187H210L211 185V183L210 182H212L211 180H216L217 178H219V179H223V178H221L222 176L221 175H217V174H219V173H217L216 175H212L213 176V178L215 177V176H219V177H217V178H215V179H210L209 178V176L210 177H212L211 175H210V173L208 174ZM222 173V174H223ZM239 172H237L236 174H238ZM107 174H111V173H106V175ZM177 174H178V176H177ZM208 174V175H207ZM211 174H214V173H211ZM227 174V173H226ZM230 174H233V173H230V171H229V175ZM255 174V173H254ZM253 174V175H254ZM257 174V173H256ZM255 174V175H256ZM116 175V176H117ZM167 175H169L168 177H167ZM181 175H183V174H181ZM188 175V174H187ZM186 175V176H187ZM189 175L191 176L192 174H190L189 173ZM207 175V176H206ZM225 175V174H224ZM229 175H228V177H229ZM235 175V174H234ZM0 176V177H1ZM110 175H108V177H109ZM115 175L114 176H112L111 175V177H112V180H115V178L114 177H116ZM190 176H187L188 177V179L185 177L184 179L186 180L187 179V181H189V180H191V179H189V178H192V177H195V176H192V177H190ZM227 176V175H226ZM225 176V177H226ZM230 176H233V175H230ZM236 176V175H235ZM234 176V178L232 177V179H235L236 180V177ZM238 176V175H237ZM250 176V177H251ZM183 177V176H182ZM181 176H180V179H183ZM205 177H208L209 179V181L210 182H207L206 181V179H205ZM114 178V179H113ZM152 178L154 179V176H152ZM166 178H165V182H167L166 181ZM111 179V178H110ZM174 179V178H173ZM194 179V178H193ZM219 179H217L218 181H220ZM228 179H230V178H228ZM250 179V178H249ZM253 179V178H252ZM147 180V181H146ZM156 180V179H155ZM175 180V179H174ZM173 180V183L171 184V187L173 186V185H175L176 186V184L178 183V180H175L174 181ZM205 180V181H204ZM213 181V185L217 182V184H215V185H218V184H220V182H218V181ZM233 180L230 184H233V182H234V185H235V182H236V184L238 183V181L236 180ZM251 180V179H250ZM254 180V179H253ZM145 181V185H144V183H143V188L145 187L146 188V190H149L150 189V191H149V193L150 194H147V192L146 193H144V189H143V195L142 194H140V191L142 190H140V191H138L139 190V187H141L142 186V182H144ZM152 181V180H151ZM194 181H196V180H194ZM223 181V180H222ZM89 182V181H88ZM155 182V181H154ZM177 182V183H176ZM179 182H181V180H179ZM183 182L184 183H186V181H184L183 180ZM198 182H196V183H198ZM204 182H206V183H204ZM215 182V183H214ZM253 182V181H252ZM251 182V183H252ZM152 183V182H151ZM158 183V182H157ZM157 183L155 182V185L154 186H156L157 185ZM169 183V182H168ZM167 183V184H168ZM176 183V184H175ZM191 183H193V180L191 181V182H189L188 184H191ZM208 183H210L209 184V186H208ZM61 184H63V183H61ZM91 184V183H90ZM123 184V185H122ZM140 184V185H139ZM153 184V183H152ZM152 184H150L149 183V185H152ZM167 184H165L166 185V187H167ZM181 184H183L182 182H181ZM194 184H195V182H194ZM199 184V183H198ZM224 184V183H223ZM222 183H221V185H218V186H222L223 188L226 186V184H225V186L223 185ZM229 184V185H230ZM103 185H105L104 183H103ZM158 185H159V183H158ZM170 185V184H169ZM180 185V184H179ZM179 185H177L176 187H178ZM212 185V186H213ZM90 186V185H89ZM122 186V188H123V186H124V188L123 189H120V187ZM153 186V185H152ZM153 186V189H155V187ZM218 186H214L215 188H213V187H211V190L210 191H212L211 193L212 194H215V197H216V194L217 193H214L213 192V190L215 189L217 192H218V190L217 189H220L222 192H220L222 195H224V193H226L227 194V192H224V191H226L227 189L228 190H230V191H234L235 189H233L232 190V188L231 189H229L228 187H226L225 189H223V188H219ZM147 187H149V189H147ZM160 187V186H159ZM164 187V186H163ZM165 187V188H166ZM171 187H169V189H171V190H174L176 187H173L174 189H172ZM203 187V186H202ZM230 187H231V185H230ZM142 188V187H141ZM185 189V187H183V188H181V185L177 188L178 189V191L180 190V189ZM206 189L207 191L210 189ZM212 188H213V190H212ZM217 188V189H216ZM233 188H234V186H233ZM124 189H125V191H124ZM152 189V190H153ZM159 188H157V190H158ZM176 189V190H177ZM121 190H123V191H121ZM160 190V189H159ZM157 191V192H159V194H161V192L160 191ZM219 190V191H220ZM227 190V191H228ZM251 190V189H250ZM175 191V190H174ZM174 191H172L173 193H174ZM186 191V190H185ZM156 192V191H155ZM154 192V193H155ZM156 192V193H157ZM171 192V191H170ZM171 192V193H172ZM180 192V191H179ZM179 192H175V193H179ZM235 192V191H234ZM163 193V192H162ZM170 193V194H171ZM173 193L171 194L172 196H173V198H174V195H173ZM186 192H184V194H185ZM205 193V192H204ZM208 193V192H207ZM251 193V192H250ZM252 193H253V191H252ZM180 194V195H179ZM178 195L180 196V198H179V196H178V199H182L183 201H185V202H189V204L191 203L190 202V200H191V198L189 197V199H188V196H186V195H188V194H183L182 193V190H181V193H179ZM225 194V195H226ZM161 195H163V194H161ZM177 195V194H176ZM203 195V194H202ZM208 194H206V196H207ZM209 195H211V194H209ZM220 195V194H219ZM219 195H217V196H219ZM248 195H249V193H248ZM253 195V194H252ZM145 196V197H146ZM151 196H153V194L151 195ZM192 196V195H191ZM198 196V195H197ZM196 196V197H197ZM206 196L204 197V195H203V197L204 198H206ZM227 196H228V194H227ZM162 197V196H161ZM160 196L158 197V199L160 198L161 200H162V198H161ZM195 197V196H194ZM194 197L192 198V199H194ZM195 197V198H196ZM208 197V196H207ZM210 197V196H209ZM208 197V198H209ZM215 197H213V196H211V198H213L214 200H219V199H215ZM1 198V197H0ZM149 198H151V197H149ZM165 198V197H164ZM163 198V199H164ZM172 198V199H173ZM217 198H221V197H217ZM145 198H143V200H144ZM153 199V198H152ZM175 199V198H174ZM176 199H177V196H176ZM207 199V198H206ZM249 199H250V197H249ZM154 201H155V198L153 199ZM165 201H167L168 199L166 198V199H164ZM197 200V199H196ZM196 200H193V201H196ZM209 200H212V199H210L209 198ZM237 200H239V199H236V201ZM254 201L252 202L251 200V202L248 204V205H250L251 203V209L250 208H248V212L250 211V210H252V207H253V211H251V212H249L250 214L251 213H253V212H255L256 210L258 211V209H257V204L255 203L256 201H255V199H253ZM0 201H2L1 199H0ZM5 200H3V202H4ZM111 201H113V202H111ZM147 201V202H146ZM146 201H144V204H145V202L148 204L149 202H154V201H149V200H147L146 199ZM149 201V202H148ZM168 201H170V202H172V200H168ZM167 201V202H168ZM177 201V200H176ZM179 202H180V200H178ZM192 201V200H191ZM192 201V202H193ZM219 201H221V200H219ZM100 202V201H99ZM99 202H96V203H99ZM163 202V201H162ZM166 202V203H167ZM170 202H168V204L170 203ZM173 202H175V201H173ZM185 202H183V204L185 203ZM240 202V201H239ZM101 203V202H100ZM103 203V204H104ZM161 203V202H160ZM182 203V202H181ZM221 203V202H220ZM102 204V203H101ZM102 204V206L101 207H103L104 205ZM163 204H165V203H163ZM162 204V205H163ZM186 204V203H185ZM184 204V205H185ZM118 205V204H117ZM167 205V204H166ZM172 205V204H171ZM170 205V206H171ZM187 205V204H186ZM195 206V204H194V202H193V204L191 203L190 204V207L191 206ZM222 205L224 206V203L222 202ZM2 205H0V207H1ZM148 207H149V204L147 205ZM147 206H145V208H143V209H146V207ZM192 206V207H193ZM235 206H237V205H235ZM3 207V206H2ZM105 207V208H106ZM142 207H141V210L143 211V209H142ZM154 207V206H153ZM153 207L151 208V206H150V210L152 209L153 210ZM168 207H169V205H168ZM171 207H174L173 205L171 206ZM186 207V206H185ZM189 207V206H188ZM190 207H189V211H193L194 213H195V211L194 210H190ZM191 207V208H192ZM222 207V206H221ZM225 207V206H224ZM250 207V206H249ZM135 208L137 209V211L135 212L136 214H134L133 212H134V210H135ZM154 208H156V207H154ZM187 208V207H186ZM226 208V207H225ZM225 208H223V209H225ZM254 208L256 209V210H254ZM128 211V213L126 212L125 213V211L126 210ZM149 209V208H148ZM158 208H156V213H158L157 210ZM172 209H174V208H172ZM194 209V208H193ZM3 210H4V208H0V211H2L3 212ZM133 210V211H132ZM140 210V211H141ZM149 210V211H150ZM155 210V209H154ZM141 211V212H142ZM148 211V210H147ZM147 211L145 210L144 212L147 214ZM161 210H159V214L160 213H162V212H160ZM172 211V210H171ZM233 211V210H232ZM236 211L237 210H235V213H236ZM238 211H239V209H238ZM257 211H256V214H254V215H257ZM8 212V209H5L4 210V213H7ZM151 213L152 212H154L155 213V211H150ZM91 213H93V212H91ZM143 213V212H142ZM151 213H148V214H151ZM155 213V215H156V217L157 216H160V215H158V214H156ZM174 213H176V212H174ZM179 213L180 212H178V213H176V214H178L179 215ZM238 213V212H237ZM134 214V215H133ZM146 214L145 215H143V216H146ZM171 214V215H170ZM252 214V215H253ZM98 215V214H97ZM162 215H163V213H162ZM177 215V216H178ZM249 215V214H248ZM251 215V216H252ZM92 216V217H91ZM148 216V215H147ZM153 216H154V214H153ZM182 215L180 214V216H179V218H182L181 217ZM250 216V215H249ZM91 217V218H90ZM150 217H152V215L150 216ZM164 217V218H165ZM169 217V218H170ZM238 217V216H237ZM257 217V216H256ZM256 217H254L253 219L254 220H257L258 221V219H255ZM161 218H163V217H161ZM170 218V219H171ZM177 218V217H176ZM184 219H185V217H183ZM250 218V217H249ZM249 218H248V220H249ZM236 219H238V218H236ZM235 219V220H236ZM252 219V218H251ZM57 220H59V222H57ZM150 220H151V218H150ZM163 219H161L160 221H162ZM235 220L233 221V222H235ZM159 221V220H158ZM182 221V220H181ZM184 221V220H183ZM225 221V220H224ZM227 221V220H226ZM232 221V220H231ZM231 221L229 220V222H230V224L229 223H226V224H223L220 228L217 226V225H215V226H217V229H218V231H219V233H222V231L224 232V235H222V237H221V234H220V238H222L224 241H225V239H226V245H228V244H230L231 245V243L230 242H233V244L234 243H236V242H234V241H237L238 242V245H239V242H241L242 241V239H243V237H242V239L240 240V238H241V236L238 234V233H236V232H239V233H241V231L240 230H244V228H242L241 227V225L242 224H240V227H239V222H240V219H238V220H236V222L233 224H231ZM238 221V222H237ZM251 221V220H250ZM250 221H248L249 223H250ZM179 222V221H178ZM185 222V221H184ZM252 222H253V220H252ZM255 222V221H254ZM77 224V225H79V226H77V227H81V230L82 229H84V231H83V233L84 232H86L87 231V233L89 232V235H91L92 236V238H94L96 241H98L97 243H100V246L98 247L99 249H96L97 248V246H96V248L94 247V246H90V245H86V243H84L85 242V240H83L82 238H80V234H82V233H79L78 235H76L77 233H78V231L76 232V234L75 235H73L74 233H72V235H73V239L72 238H70L69 240H67V237H64L63 236V231L65 230L66 232H67V229H66V227L67 228H69L70 227V225L71 224ZM155 223V222H154ZM157 223V222H156ZM163 222H161V224H162ZM181 223V222H180ZM242 223V222H241ZM115 224V225H114ZM158 224V223H157ZM165 224V223H164ZM163 224V225H164ZM228 224L231 226L229 229H230V231H229V229L228 228H225L226 226H228ZM251 224V223H250ZM117 225V226H116ZM176 225V224H175ZM224 225H226L225 227H224ZM234 225L236 226L235 228H237L236 230H232V228L234 227ZM0 226L2 227V224H0ZM69 226V227H68ZM76 226H73V227H76ZM162 226V225H161ZM243 226V225H242ZM0 227V228H1ZM71 227H72V225H71ZM70 227V228H71ZM76 227V228H77ZM156 227H158L157 225H156ZM177 227V226H176ZM223 227V228H222ZM229 227V226H228ZM244 227V226H243ZM3 228V227H2ZM1 228V229H2ZM160 228V227H159ZM162 228V227H161ZM160 228V229H161ZM215 228L216 227H213V229L215 230ZM222 228V230H220ZM246 228V227H245ZM248 228H249V226H248ZM247 228V229H248ZM255 228V227H254ZM35 229H36V226H35ZM72 229V228H71ZM80 229V228H79ZM226 229H228V231L226 230ZM247 229H245L244 231H247ZM70 230V229H69ZM73 230V229H72ZM77 230V229H76ZM75 230V228H74V230L72 231V232H75L76 231ZM164 230V229H163ZM175 230H178V228H176ZM239 230V231H238ZM242 230V231H243ZM250 230H252V229H250ZM144 231V232H143ZM148 231H150V232H153V233H150V234H148ZM158 231H159V229H158ZM161 231V230H160ZM159 231V232H160ZM185 231H187L186 229H185ZM218 231H217V237L216 236H214V234H213V237H214V239H215V242H216V245L214 246V247H217L216 249L213 247V249H215V251L216 252H214L213 253V249H211L212 248V246H211V248H210V251H211V254H212V256H213V254L214 255H216V254H218L219 255V257H218V255H216L218 258H214V257H216V256H213V258L214 259H217V261L215 262L214 261V259H211L212 261H214L215 263H213V264H217V262H220V260H221V262H222V259L220 258L221 256L222 257H224V256H227V258H229L230 259V257L229 256H233V261H235L234 260V258H235V253L236 254H238V255H240V256H242V258H244V263L243 264H245V260H246V262H248V264H264V254H263V252H264V250H262V249H264V247H261L260 246V244H262V246H263V244H264V236L262 235L261 237L260 236H258V235H260V234H258L257 236L258 237H260V238H258L257 236H255V235H250V234H248V231L246 232L247 233V235L245 234V240H246V242H245V240H244V242H245V249H242V250H244L243 252L241 251V250H238V248L240 249V247L241 246H243V244L242 245H239L236 249L237 250H235V247L234 246H236V244L235 245H233L232 244V250H233V248H234V252L231 250V252L232 253H234V254H232V253H227L228 251H229V247H230V245H228L227 247H225L226 245H225V242L223 241V240H221V239H218L219 237H218ZM221 231V232H220ZM232 231H234V232H232ZM243 231V232H244ZM254 232H256L255 230H253ZM65 232V233H66ZM71 232V230L69 231V233ZM144 233V234H142V233ZM146 232H147V237H145V238H149V239H147V240H145V239H142L141 237L139 238V235L141 236H144V235H146ZM159 232H157V233H159ZM176 232V231H175ZM178 232H179V230H178ZM177 232V233H178ZM214 232H216V231H214ZM242 232V233H243ZM254 232H252V234L254 233ZM87 233H85V237H86V234ZM180 233V232H179ZM185 233V232H184ZM242 233H241V235H242ZM156 234V235H155ZM167 234H169V235H167ZM256 234H257V232H256ZM88 235V234H87ZM150 235V236H149ZM181 235V234H180ZM183 235V234H182ZM226 235H228L230 238H231V241H228V239H227V236ZM75 236V237H74ZM149 236V237H148ZM184 237H185V234L183 235ZM186 236V237H187ZM212 236V235H211ZM243 236H244V234H243ZM82 237V236H81ZM170 237L172 238V240L170 239ZM185 237V238H186ZM213 237H211V238H213ZM228 237V238H229ZM256 237V238H255ZM89 237H86V239H88ZM91 238V237H90ZM91 238V239H92ZM151 238V239H150ZM179 238H180V236H179ZM230 238H229V240H230ZM258 238V239H257ZM94 239H92V240H94ZM174 239H176L177 241H179V242H176V241H174V242H172ZM91 240V241H92ZM186 240V239H185ZM234 240V241H233ZM87 241H89V239L87 240ZM91 241H89V242H91ZM188 241H190L189 243L191 244V246H192V248H187L186 246L188 245L189 246V243H188ZM176 242V243H175ZM212 242L213 243H215L214 242V240H212ZM229 242V243H228ZM243 242V241H242ZM261 242V243H260ZM91 243H95L94 241L93 242H91ZM182 243V242H181ZM213 243H211V244H213ZM224 243V245L222 246V244ZM228 243V244H227ZM260 243V244H259ZM186 244V245H185ZM94 247L95 248V250L96 251H94V250H91V251H88L89 250V248L88 247ZM259 246H260V248H259ZM57 247H54L55 249L57 248ZM190 247V246H189ZM222 247H224V248H226V249H228L227 251L224 249V248H222ZM244 247V246H243ZM94 248H92V249H94ZM261 249V250H260ZM59 250V249H58ZM97 250H100L98 253L100 254V256L99 257H97V256H95V257H97V258H94V257H92L90 254H92L93 255V252L92 251H94V252H97ZM89 252H91V253H89ZM191 252H193V253H191ZM98 253H95V255H98ZM229 255V256H228ZM237 255V258H235L236 260L237 259H239V256ZM211 256V257H212ZM210 257V256H209ZM209 257H207V258H209ZM220 258V259H219ZM141 259V260H140ZM205 259V258H204ZM225 258H223V260H224ZM132 260H130V262L132 261ZM219 260V261H218ZM227 260V259H226ZM142 261V262H143ZM207 261V260H206ZM208 261H210L209 259H208ZM207 261V262H208ZM95 262H97V263H95ZM127 262V261H126ZM141 262V263H142ZM211 262V261H210ZM227 262H228V260H227ZM239 262V261H238ZM122 263V262H121ZM123 263H124V261H123ZM122 263V264H123ZM131 263H133L134 264V262L132 261ZM212 263V262H211ZM210 263V264H211ZM118 264V263H117ZM147 264V263H146ZM208 264V263H207ZM220 264V263H219ZM221 264H223V262L221 263ZM225 264H226V262H225ZM237 264V263H236ZM247 264V263H246Z\"/></svg>",
  "mask_w": 264,
  "mask_h": 264
}]
</instances>
